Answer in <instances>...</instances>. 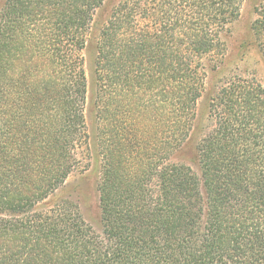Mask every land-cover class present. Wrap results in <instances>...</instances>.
Listing matches in <instances>:
<instances>
[{
  "label": "trees",
  "instance_id": "1",
  "mask_svg": "<svg viewBox=\"0 0 264 264\" xmlns=\"http://www.w3.org/2000/svg\"><path fill=\"white\" fill-rule=\"evenodd\" d=\"M107 1L0 0V264H264V87L217 81L196 115L243 0ZM78 148L98 231L57 193Z\"/></svg>",
  "mask_w": 264,
  "mask_h": 264
},
{
  "label": "rangeland",
  "instance_id": "2",
  "mask_svg": "<svg viewBox=\"0 0 264 264\" xmlns=\"http://www.w3.org/2000/svg\"><path fill=\"white\" fill-rule=\"evenodd\" d=\"M115 1L108 0L106 4L108 6ZM263 7L264 0H243L238 18L221 31L220 41L224 46V51H222L221 55L223 58L220 66L221 69L218 73H208L206 89L202 97L198 100L196 107L197 123L203 127V131H206L210 126L207 118L208 92L212 86L217 85V81H224L231 77H240L243 79H254L264 87V16L262 17L261 14ZM108 9L106 13H108ZM104 10L98 11L95 14L94 21L97 22L100 20V17L102 19L105 16ZM85 59L86 73L89 76L90 64L88 56H85ZM213 60L207 57V61L211 62ZM99 101L100 103L96 99V102L101 106L108 105L105 113L100 112L103 109L101 108L97 114V129L100 134L110 122L108 119L113 117L115 107L113 104H109L106 98L101 97ZM124 109V115L126 114V118L128 119V124L125 127H129L131 120L128 117H132L133 123L139 132L152 131L150 129H153L151 126L155 116L149 107L142 105V109H139V107L136 108L137 116L133 112L130 115L127 114L130 106ZM134 119H138V121ZM167 134L171 137V130ZM182 153H174L171 157L174 161L180 157L186 159L192 157V152L189 147ZM74 154L77 159L75 169L69 174L64 185L57 193L60 197L75 203L85 222L92 226L95 231H98L99 209L97 185L100 164L85 149L78 148L74 151ZM194 167L193 170L196 171Z\"/></svg>",
  "mask_w": 264,
  "mask_h": 264
}]
</instances>
